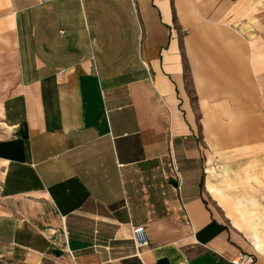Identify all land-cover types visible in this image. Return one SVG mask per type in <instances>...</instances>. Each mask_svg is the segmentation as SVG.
Segmentation results:
<instances>
[{"label":"crops","instance_id":"crops-1","mask_svg":"<svg viewBox=\"0 0 264 264\" xmlns=\"http://www.w3.org/2000/svg\"><path fill=\"white\" fill-rule=\"evenodd\" d=\"M244 254L264 264V0H0V264Z\"/></svg>","mask_w":264,"mask_h":264},{"label":"built area","instance_id":"built-area-1","mask_svg":"<svg viewBox=\"0 0 264 264\" xmlns=\"http://www.w3.org/2000/svg\"><path fill=\"white\" fill-rule=\"evenodd\" d=\"M40 1H46V0H40ZM133 237L137 248H142L146 246V241L143 235V228L141 227L134 228ZM250 263H253V257L246 254L241 255L238 259L232 262V264H250Z\"/></svg>","mask_w":264,"mask_h":264},{"label":"water","instance_id":"water-1","mask_svg":"<svg viewBox=\"0 0 264 264\" xmlns=\"http://www.w3.org/2000/svg\"><path fill=\"white\" fill-rule=\"evenodd\" d=\"M93 245L87 242H82V241H78V240H73L71 239L69 241V248L72 252H76L82 249H86V248H90Z\"/></svg>","mask_w":264,"mask_h":264},{"label":"rangeland","instance_id":"rangeland-1","mask_svg":"<svg viewBox=\"0 0 264 264\" xmlns=\"http://www.w3.org/2000/svg\"><path fill=\"white\" fill-rule=\"evenodd\" d=\"M186 78H187L188 86H190V78H189V74L188 73H186ZM190 93H191V95H192V97L194 99V95H193L192 89H190Z\"/></svg>","mask_w":264,"mask_h":264}]
</instances>
